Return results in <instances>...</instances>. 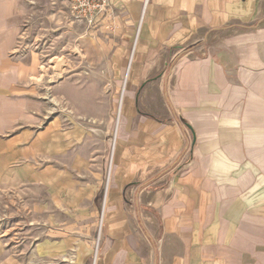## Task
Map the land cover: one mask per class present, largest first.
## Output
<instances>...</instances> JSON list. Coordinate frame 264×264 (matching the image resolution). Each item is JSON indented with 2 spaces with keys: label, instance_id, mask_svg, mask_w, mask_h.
Wrapping results in <instances>:
<instances>
[{
  "label": "crops",
  "instance_id": "1",
  "mask_svg": "<svg viewBox=\"0 0 264 264\" xmlns=\"http://www.w3.org/2000/svg\"><path fill=\"white\" fill-rule=\"evenodd\" d=\"M109 3L111 156L0 109V264H87L100 213L94 264H264V0ZM21 9L0 0V55Z\"/></svg>",
  "mask_w": 264,
  "mask_h": 264
},
{
  "label": "rangeland",
  "instance_id": "2",
  "mask_svg": "<svg viewBox=\"0 0 264 264\" xmlns=\"http://www.w3.org/2000/svg\"><path fill=\"white\" fill-rule=\"evenodd\" d=\"M20 1L21 13L15 10L2 29L13 32L15 39L0 55V109L18 108L16 128L36 132L54 122L61 130L75 132L73 142L79 150L109 151L110 158L124 87L116 90L105 69L101 32L75 19L67 0ZM101 218L102 213L87 264L95 263Z\"/></svg>",
  "mask_w": 264,
  "mask_h": 264
},
{
  "label": "built area",
  "instance_id": "3",
  "mask_svg": "<svg viewBox=\"0 0 264 264\" xmlns=\"http://www.w3.org/2000/svg\"><path fill=\"white\" fill-rule=\"evenodd\" d=\"M110 0H67L68 8L75 19L87 27L97 24L98 17L109 9Z\"/></svg>",
  "mask_w": 264,
  "mask_h": 264
}]
</instances>
